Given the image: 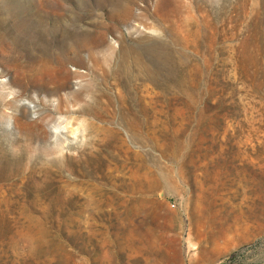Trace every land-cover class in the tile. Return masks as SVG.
<instances>
[{"label":"rangeland","instance_id":"obj_1","mask_svg":"<svg viewBox=\"0 0 264 264\" xmlns=\"http://www.w3.org/2000/svg\"><path fill=\"white\" fill-rule=\"evenodd\" d=\"M0 264H264V0H0Z\"/></svg>","mask_w":264,"mask_h":264},{"label":"bare ground","instance_id":"obj_2","mask_svg":"<svg viewBox=\"0 0 264 264\" xmlns=\"http://www.w3.org/2000/svg\"><path fill=\"white\" fill-rule=\"evenodd\" d=\"M126 8H128V7H126ZM130 10V9H129ZM128 14V13H127ZM130 14V13H129ZM124 18V17H123ZM29 105H31V104H29ZM32 107H34V106H32ZM30 108V107H29ZM33 110V109H32Z\"/></svg>","mask_w":264,"mask_h":264}]
</instances>
